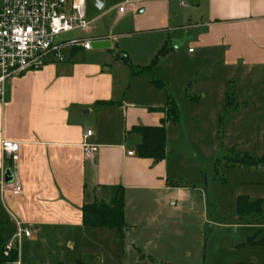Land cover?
Returning <instances> with one entry per match:
<instances>
[{
    "label": "crops",
    "instance_id": "0c3cea01",
    "mask_svg": "<svg viewBox=\"0 0 264 264\" xmlns=\"http://www.w3.org/2000/svg\"><path fill=\"white\" fill-rule=\"evenodd\" d=\"M177 2L85 0L84 17L89 29L84 40L109 41L108 49L96 50L101 56L115 39L151 33L156 38L149 66L160 48L169 47L163 55L168 56L173 50L170 41L185 35V43L193 46L187 50L193 58L189 66L207 59L217 60L224 69L264 67V0H185L183 6L178 2L179 8ZM119 6H124L123 12L118 11ZM114 11L117 17L110 23ZM120 23L132 27L128 33L113 37L111 31ZM196 50L199 56H194ZM66 58L62 65L50 62L38 71L8 79L3 87L0 144L15 142L19 152L17 162L11 163L0 150V248L13 239L16 222L21 223L30 237L23 239L18 264L24 254L27 264L29 260L61 264V258L53 257L52 248L65 243L72 250V239L85 228L83 207L110 204L115 187H122L124 193L135 190L161 194L174 189L168 185L172 181L165 166L167 158L154 163L138 157L135 147L140 137L131 132L133 127L159 126L164 114L151 109L162 107L123 105L113 100L110 68L102 70L94 58ZM225 95L223 88L216 90L215 103L226 106ZM93 110L97 120L106 122L101 132L92 131L82 118ZM119 121L120 133L116 130ZM87 131L91 136L84 139ZM126 135H134L133 149L126 148ZM84 145L95 146L97 151L88 158ZM128 152L133 154L129 156ZM7 169L11 170L12 181L20 185L19 194L12 192L11 185L2 186ZM258 200L264 207V198ZM169 202L173 203L172 199ZM7 224L11 232L3 241Z\"/></svg>",
    "mask_w": 264,
    "mask_h": 264
},
{
    "label": "rangeland",
    "instance_id": "374dc122",
    "mask_svg": "<svg viewBox=\"0 0 264 264\" xmlns=\"http://www.w3.org/2000/svg\"><path fill=\"white\" fill-rule=\"evenodd\" d=\"M116 12L109 17L110 23L116 20ZM130 27L120 23L111 34L128 33ZM86 36L72 32L60 39L82 41ZM154 38L151 33H135L115 39L101 56L96 50L80 48L74 58H94L102 70L110 68L113 100L123 105L163 107L167 97L174 101L178 121L166 126L165 166L169 180L177 186L161 194L127 190L124 235L115 229L85 227L72 239V250L63 243L51 253L61 258V264H264V219L241 220L236 213L238 196L251 201L264 198V169L258 161L264 141V67L224 69L217 60L207 59L189 66L193 58L187 50L193 46L185 43L184 35L170 45L173 40H184V44L168 56H159L150 71H141L150 63ZM199 53L196 50L194 56ZM63 55L70 58V50ZM220 88L232 105L215 103V91ZM82 118L96 133L106 123L97 120L95 110ZM116 130L120 133V121ZM134 138L125 136L128 150L135 147ZM242 154L252 157L254 164L227 166L224 162L227 155ZM5 228L3 241L11 232L10 224ZM24 255L21 264H27Z\"/></svg>",
    "mask_w": 264,
    "mask_h": 264
},
{
    "label": "built area",
    "instance_id": "2783aa9c",
    "mask_svg": "<svg viewBox=\"0 0 264 264\" xmlns=\"http://www.w3.org/2000/svg\"><path fill=\"white\" fill-rule=\"evenodd\" d=\"M85 0H2L0 7V100L3 87L8 79L26 72H34L54 61H63V51L79 45L89 50V41L61 40V36L72 32L86 33L89 23L84 17ZM181 6L185 0H178ZM124 6L118 11L123 12ZM78 47V46H77ZM91 136L87 131L84 139ZM2 157L16 163L19 145L15 142L2 141ZM97 148L84 145L86 157H91ZM129 156L133 153L128 152ZM14 194L21 191L17 182H11ZM2 186H7L2 183ZM30 232L16 222V233L4 248L6 255L23 239L29 238ZM18 264V263H16Z\"/></svg>",
    "mask_w": 264,
    "mask_h": 264
},
{
    "label": "trees",
    "instance_id": "16d2710c",
    "mask_svg": "<svg viewBox=\"0 0 264 264\" xmlns=\"http://www.w3.org/2000/svg\"><path fill=\"white\" fill-rule=\"evenodd\" d=\"M78 49H80V47H71L70 55L73 56ZM169 50L170 48L166 46L160 48L151 64L144 68V71H150L158 57L168 53ZM225 104L226 106L232 105L227 95H225ZM151 110L164 114V118L161 120L160 125L157 127H133L131 132L140 137V142L135 147V154L140 158L151 159L154 163H157L163 161L167 157L165 127L167 123H177L178 110L174 101L169 98L164 107L153 108ZM258 161L264 169V141L263 152ZM224 162L227 166L236 163L254 164L253 158L247 154L236 157L227 155L224 157ZM168 185L175 186L176 184L168 182ZM236 213L237 217L241 220L254 216L264 219L263 202L261 200L251 201L246 196H238L236 200ZM82 225L87 228L115 229L118 230L121 235H124V192L122 187L113 188V197L109 205H85L82 209ZM5 245L0 248V264H16L18 260V249L14 247L5 255Z\"/></svg>",
    "mask_w": 264,
    "mask_h": 264
},
{
    "label": "water",
    "instance_id": "95a60500",
    "mask_svg": "<svg viewBox=\"0 0 264 264\" xmlns=\"http://www.w3.org/2000/svg\"><path fill=\"white\" fill-rule=\"evenodd\" d=\"M184 43V40H173L171 42V47L176 49ZM91 50H104L110 47V42L107 40H94L89 43ZM12 173L11 170L7 169L4 172L3 181L5 184H10L12 182Z\"/></svg>",
    "mask_w": 264,
    "mask_h": 264
}]
</instances>
